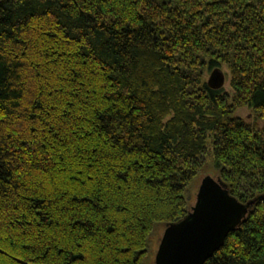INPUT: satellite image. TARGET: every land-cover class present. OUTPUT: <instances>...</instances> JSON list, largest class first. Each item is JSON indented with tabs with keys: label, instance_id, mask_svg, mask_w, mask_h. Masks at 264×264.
<instances>
[{
	"label": "trees",
	"instance_id": "16d2710c",
	"mask_svg": "<svg viewBox=\"0 0 264 264\" xmlns=\"http://www.w3.org/2000/svg\"><path fill=\"white\" fill-rule=\"evenodd\" d=\"M209 168L253 202L203 264H264V0H0V264H142Z\"/></svg>",
	"mask_w": 264,
	"mask_h": 264
},
{
	"label": "water",
	"instance_id": "95a60500",
	"mask_svg": "<svg viewBox=\"0 0 264 264\" xmlns=\"http://www.w3.org/2000/svg\"><path fill=\"white\" fill-rule=\"evenodd\" d=\"M206 83L212 89L222 88L223 70L214 67ZM252 202L231 195L219 177L204 175L185 216L165 225L154 264H203L240 225Z\"/></svg>",
	"mask_w": 264,
	"mask_h": 264
},
{
	"label": "rangeland",
	"instance_id": "374dc122",
	"mask_svg": "<svg viewBox=\"0 0 264 264\" xmlns=\"http://www.w3.org/2000/svg\"><path fill=\"white\" fill-rule=\"evenodd\" d=\"M220 68L223 70L224 75H225V83L222 87L224 91H230V86H229V73L228 69L225 66H220ZM210 74V71L205 73V80L207 81L208 76ZM235 115L240 116L241 118L245 119L246 121L251 120V112L249 108L247 107H240L235 111ZM209 174L212 177H216V171L213 168H209L208 171L204 172H199L196 178L194 179L190 192H189V197H190V204L192 205L195 201V194L198 188V185L200 183L201 178ZM165 225H163L160 222H157L154 224V227L152 231L150 232L148 236V242H147V251L146 254L144 255L142 259V264H154V258H155V253L159 244V240L161 238V235L163 233Z\"/></svg>",
	"mask_w": 264,
	"mask_h": 264
}]
</instances>
